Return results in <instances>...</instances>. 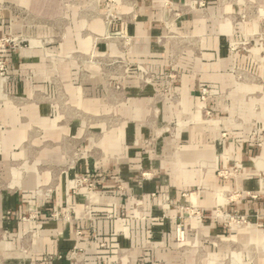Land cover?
<instances>
[{
	"label": "crops",
	"instance_id": "obj_1",
	"mask_svg": "<svg viewBox=\"0 0 264 264\" xmlns=\"http://www.w3.org/2000/svg\"><path fill=\"white\" fill-rule=\"evenodd\" d=\"M165 1L0 0V36L38 40L7 54L0 79V176L8 183L0 188V264H108L121 248L128 252L119 264H242L239 242L264 243V140L258 147L251 134L264 130V49L254 39H264V22L241 23L235 4L169 0L181 7L174 32L184 39L169 44ZM245 1L264 14V0L237 4ZM107 12L121 20L106 26ZM243 39L252 48L230 50ZM91 53L127 68L91 64ZM137 69L160 78L140 86ZM200 86L211 91L205 102ZM235 165L236 176H221ZM90 173L99 202L87 214L82 194L67 195L74 176ZM51 177V191L37 194ZM184 205L205 218L185 219L180 243ZM219 206L251 223L249 238L215 217ZM66 208L68 222L49 219ZM30 229L37 234L22 253Z\"/></svg>",
	"mask_w": 264,
	"mask_h": 264
},
{
	"label": "built area",
	"instance_id": "obj_2",
	"mask_svg": "<svg viewBox=\"0 0 264 264\" xmlns=\"http://www.w3.org/2000/svg\"><path fill=\"white\" fill-rule=\"evenodd\" d=\"M218 4H230V5H236L239 6V4H237V0H217ZM198 8L200 9H204L206 8L207 4L204 0L199 1L197 4ZM164 7L165 8H169L170 9V15L169 18L167 20H165L162 25L163 28L165 30V35H164V39L169 42V44L171 42H173L174 40H179L182 36L176 34L174 32V25H175V21L176 19L179 17L181 10L179 7L177 10L172 9L173 8V4L169 1L166 0L164 2ZM172 7V8H171ZM104 18H106V20H108L107 22V26H110V24L112 22L115 21H119L121 20V17L118 13H114V12H107L104 15ZM258 34H255V36H257ZM261 35V34H260ZM263 36V34H262ZM117 38L121 39L126 45L131 43V39L126 36V35H118L116 36ZM107 38H110L109 35H107ZM99 39H103V38H99ZM248 41V40H247ZM31 42L29 40H24L23 45H30ZM172 44V43H171ZM260 44V46L264 49V39L261 38L260 42L258 43ZM21 45V42H17L14 39H9L6 40L4 38H0V78L5 79V75L8 72V65H7V61L5 59V55L6 53H8L10 50H13L17 47H19ZM251 47L250 46H245V45H240V44H236L234 46H231L230 50L231 51H235V50H245L248 51ZM175 55L174 53L169 52L168 58H169V66L173 67V65L175 64L176 60H175ZM87 62L91 63V64H96V65H101V64H105L109 67H113V66H121V67H125V69L127 68V63L119 58H110V57H96L93 53L89 54V56H87ZM138 70V75H139V83L140 86H144V85H148L150 84L152 81L157 80L158 78H160L159 74H153L150 73L148 71L145 70H141V69H137ZM240 73H239V78H240ZM166 77L170 80L175 78V75L171 72V73H167ZM116 88H119V85L116 84L115 85ZM210 88L208 86H200L197 90V96L199 98V100L201 102H205L207 101V99L210 96ZM205 115L209 116L210 115V111L206 110L205 111ZM252 136L256 139V145L258 147H261L262 142L264 140V130L260 131L258 128H253L252 132H251ZM237 168L238 166L235 165V168L233 169V171H224L221 176L223 178H228L231 176H236L237 174ZM141 179H148L150 177L149 174L146 173H142L141 175ZM123 187L118 184V186L116 187V191H122ZM78 194H82L84 197V202H83V209L85 211V213H91L92 209L94 207V205H96L99 202V190H98V178L93 175V174H80V175H76L72 178L71 180V187H70V191L67 195L68 198L76 196ZM47 195V193H46ZM186 194H183V196H185ZM236 195V194H235ZM166 206L167 204H163V206ZM72 215V212L66 208L64 210L61 211H54L50 214L49 219L53 220V221H60V222H68L70 220V217ZM110 217V216H108ZM215 217L222 220L223 224L225 226H236L240 221L244 222L245 221V217L243 216H238V215H232V214H228L227 212H225L222 208V206H219L218 208H216V213H215ZM205 218V215L201 212V210L196 207V206H190V205H184L182 206V214L176 218L175 222V232H176V239L178 242L182 243L185 242L186 240V234H185V227L183 225V221L185 219H189V220H194V221H198V222H202V220ZM30 220V218H23L22 221H27ZM228 224V225H227ZM80 231H77L76 234L80 235ZM37 234V230L36 229H30L27 234L24 236V242H22L21 245V252L22 253H26L28 250V242L30 243L31 239L36 237ZM123 236L124 238H127L129 240L130 238V234L128 232V227L127 225L124 226L123 229ZM93 238L96 240V236L93 235ZM100 246H104V244H100ZM128 249L127 248H121L118 252V258L117 260L110 262L108 264H119V261L122 257L126 256L125 254H127ZM75 254V250H72L71 255ZM53 258L52 256H46L43 258V260H49Z\"/></svg>",
	"mask_w": 264,
	"mask_h": 264
},
{
	"label": "rangeland",
	"instance_id": "obj_3",
	"mask_svg": "<svg viewBox=\"0 0 264 264\" xmlns=\"http://www.w3.org/2000/svg\"><path fill=\"white\" fill-rule=\"evenodd\" d=\"M239 8H240V13H238L239 14L238 16L237 15H235V16L238 17V19H239V21L241 23H253L254 21H256L257 24H260V23L264 22V14L260 10V8L258 7L257 4L254 5L251 2L246 3V1H245V2H243L241 4H239ZM235 9L238 11L237 8H235ZM235 9H234V11H235ZM102 21L107 26V23H108L107 21L108 20H106V18H104V16L102 17ZM256 34H258V35L257 36L254 35V39L258 40L256 42L258 44L260 42V39L263 38V36H262L261 32H258ZM0 38H4L6 40L14 39L17 42H21L20 46H23L24 40H29L31 42V44L32 43L35 44V43H37L36 41H38L34 37L28 38V37H25L23 35H4V36H0ZM99 38H100L99 36H96L95 41H97ZM183 41H184V39L181 37L179 40L176 39V40H174L171 43L172 44H177V43H182ZM254 43L255 42L253 40H251V39H243L238 44H240V45L243 44V45H245L247 47L250 46L252 48ZM10 51H12V50H10ZM8 53H6L5 59L7 58V54ZM54 58L56 59V57H54ZM62 59L65 60L64 58H62ZM240 73L242 74L244 72L240 71ZM6 77H7V73L5 75V78ZM40 168L41 167H38L37 172L41 174V169ZM21 175H23L22 171H21ZM52 185H54V178L53 177L50 178L49 183L46 186H41L37 190L36 193L37 194H41L43 196H46V193L48 194L51 191V186ZM7 187H8V183H7L6 176L4 177L3 175H1L0 176V188H7ZM250 225H251V223L247 219H245L244 222L240 221L236 226H226V228L239 230L240 233L237 235V238H249L248 235L245 232L247 231V229L251 228ZM260 228L262 230H264V224ZM236 246H237L236 250L239 253H241L242 264H264V243H259L258 244V243H247V242H241L240 243L239 242V244H237Z\"/></svg>",
	"mask_w": 264,
	"mask_h": 264
}]
</instances>
